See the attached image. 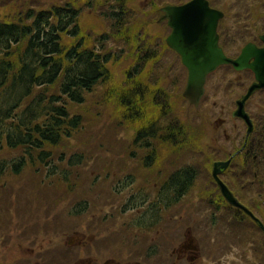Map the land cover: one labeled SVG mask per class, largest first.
I'll return each mask as SVG.
<instances>
[{"label": "rangeland", "instance_id": "rangeland-1", "mask_svg": "<svg viewBox=\"0 0 264 264\" xmlns=\"http://www.w3.org/2000/svg\"><path fill=\"white\" fill-rule=\"evenodd\" d=\"M170 1L183 3L188 0H122V3L117 0H0V15L11 20L18 19L30 5L71 2L81 9V33L77 38L65 36L63 44L70 46L83 40L88 46L99 47L104 43L105 51H112L114 55V63L109 66L112 71L109 84L101 82L87 94L86 102L73 107L83 116L82 128L72 139L64 140L60 147H46L52 156L47 162L50 166L29 162L21 173L9 170L1 177L0 264H74L76 260L75 264H171L177 257L186 230L195 240L194 243L191 241L193 246L186 249L191 253L188 256L191 262L199 257L196 264H201L202 260L207 264H215V261L264 264V233L260 229L251 231L238 219L236 225L232 224V232L226 231L231 215L218 213L220 219L214 220V232L210 231L209 216L214 213L204 209L208 205L220 207L221 200L212 204L205 199L208 194H219L217 187L211 184L209 170L215 161L226 159L215 155H211L212 159L207 158L208 143L218 148V138L224 144V134L231 135V129L238 125L241 130L244 128L231 113L244 91L245 75L241 76L238 86L232 87L233 72L221 68L211 76L206 101L197 109L192 107L183 97L185 72L180 59L165 46L164 25L157 23L161 7ZM210 2L225 12L221 26L226 32L223 39L230 54L237 51L243 39L259 30V23L264 21V0ZM115 11H123L124 15L112 18L111 13ZM102 35L108 36L106 41L99 39ZM138 49L154 53L141 57ZM135 63H139L136 68L145 72L140 77L158 82L171 98L170 119L154 125L162 129V136L153 140L155 166L148 169L143 165L148 151L140 149L135 141V127L118 116L115 118L114 107L109 102L116 93L129 95L132 92L130 80L124 78L125 71ZM250 101L252 110L258 111L257 98ZM157 111L143 114L144 121L137 123L138 126L154 118L153 112ZM176 120L182 123L185 133L179 137L188 136L185 144L184 138L176 144L162 138L166 136L167 125L176 124ZM235 141H238L237 135L226 148L232 149ZM10 147L7 129L1 127L0 160L11 161L23 153V149ZM76 154L81 155L83 161L78 166L70 165L68 160ZM185 165L199 167L197 183L187 188L189 194L174 210L154 217L163 216L170 224L156 223V226L152 217L160 201H156L157 187L153 188V185L160 184L159 180L165 175L166 179L175 167ZM192 171L197 173L194 168ZM130 177L136 179V191L133 183L127 182ZM260 177L264 179V176ZM250 178L251 181L246 180L247 186L245 179L234 174L226 180L234 192L243 195L257 215L264 218V182L260 178L253 180V175ZM165 194L172 195L169 191ZM152 203L155 204L153 209L147 212ZM126 204L130 206L122 210ZM177 211L180 218L172 217ZM149 218L154 219L153 222ZM142 219L149 221L152 228L144 229V224L138 222ZM112 221L127 229L121 237L138 245H130L123 251L113 250L111 238L120 239L115 237V232L109 234V227L115 226ZM251 224L254 226L253 222ZM208 238L209 242H206ZM217 238L224 242L219 248L221 259H203L204 248L208 250L210 244L213 248L219 247L220 244H214ZM155 242L161 245H157L158 252L154 253L151 249ZM144 253L152 256L146 262Z\"/></svg>", "mask_w": 264, "mask_h": 264}, {"label": "trees", "instance_id": "trees-1", "mask_svg": "<svg viewBox=\"0 0 264 264\" xmlns=\"http://www.w3.org/2000/svg\"><path fill=\"white\" fill-rule=\"evenodd\" d=\"M117 1L122 3V0ZM40 11L31 16L32 24L22 21L19 25L0 21V122L7 129L8 143L12 146L10 148L24 146L29 151L34 149L37 152L45 145L60 147L62 142L71 138L82 125L81 116L71 115L66 107L57 105L51 109L49 124L40 123L36 117L31 122L35 111L41 108L47 95V91L43 95L41 91L50 90L51 86L58 82L61 93L73 104L80 106L85 101V92L92 91L99 84L98 81L103 80L102 82L109 84L112 73L109 66L114 63L111 51L101 56L92 49L80 51L81 43L72 49L63 45L62 33L70 29L72 36L79 34V14L72 6H54L51 12ZM120 16L113 13L112 18L118 19ZM46 26H50L49 32L45 30ZM150 54L151 52H144L142 56L149 57ZM63 68L68 72L60 76ZM144 73L134 65L127 69L125 75L132 84V92L129 95L116 93L109 101L114 107L115 118L118 116L135 128L139 127L137 123H143L142 116L148 112L158 110L153 112L154 118L165 120V113L160 111H167L170 107V95L164 92L165 89L158 82L144 80ZM37 89H40L39 92H36ZM32 93L34 101L24 111L29 114L16 113V110H23L22 101ZM14 98L15 100H11ZM61 100L62 98L53 96L54 104ZM147 101L149 103H146ZM32 113L33 116L30 115ZM137 132L138 141H149L158 137L159 130L140 127ZM167 132L174 144L184 139V144L187 142V135L179 137L185 135L180 124H169ZM40 153V156L45 154L43 151ZM77 156L79 155L72 156L71 162L74 165L81 158ZM24 165L25 161L21 160L14 163L10 169L19 173ZM5 171L6 165L0 164V176ZM174 172L166 181L165 190L171 193H180L183 190L185 193L195 181L194 173Z\"/></svg>", "mask_w": 264, "mask_h": 264}, {"label": "water", "instance_id": "water-1", "mask_svg": "<svg viewBox=\"0 0 264 264\" xmlns=\"http://www.w3.org/2000/svg\"><path fill=\"white\" fill-rule=\"evenodd\" d=\"M163 11L165 15L162 18H169V25L173 27L168 41L181 54L184 64L189 68L184 94L191 103L198 105L205 93L207 75L222 64H233L237 69L249 67L255 71L259 83H255L249 93L264 86V50L249 47L240 58L227 57L215 38L217 23L223 13L211 9L206 0H192L182 6H167ZM251 59H255V62H250ZM236 114L245 116L243 104H240ZM219 183L227 199L240 205L233 193L220 180Z\"/></svg>", "mask_w": 264, "mask_h": 264}, {"label": "flooded vegetation", "instance_id": "flooded-vegetation-1", "mask_svg": "<svg viewBox=\"0 0 264 264\" xmlns=\"http://www.w3.org/2000/svg\"><path fill=\"white\" fill-rule=\"evenodd\" d=\"M243 132L242 130L239 132V143L235 145L237 148L234 153L235 157L231 159L230 164L226 168H222L221 174L224 176L231 174V170L234 164H236L238 177L244 176L248 180L250 175H253V180L261 179L260 176H264V128L254 123L250 134L247 135ZM219 154L221 157L228 156V154L222 152ZM231 157L233 155H230ZM236 159L237 162L233 163ZM261 180L264 182L263 178ZM242 201L253 211V206L243 197Z\"/></svg>", "mask_w": 264, "mask_h": 264}, {"label": "bare ground", "instance_id": "bare-ground-1", "mask_svg": "<svg viewBox=\"0 0 264 264\" xmlns=\"http://www.w3.org/2000/svg\"><path fill=\"white\" fill-rule=\"evenodd\" d=\"M108 52V51H107ZM103 81V80H102ZM102 81H98L99 83L102 82Z\"/></svg>", "mask_w": 264, "mask_h": 264}]
</instances>
